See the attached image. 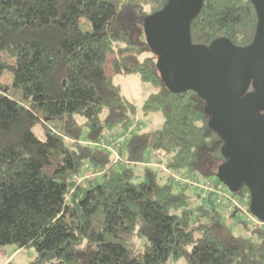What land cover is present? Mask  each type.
<instances>
[{
	"label": "trees",
	"instance_id": "trees-1",
	"mask_svg": "<svg viewBox=\"0 0 264 264\" xmlns=\"http://www.w3.org/2000/svg\"><path fill=\"white\" fill-rule=\"evenodd\" d=\"M150 1L147 11L141 0H0V245L34 247L30 264H264V221L244 219L248 187L231 191L216 176L223 140L204 99L171 91L160 76L143 21L167 0ZM256 21L250 0H203L190 39L244 46ZM108 55L114 73L152 87L138 119L162 116L119 142L128 163L118 167L94 143L126 131L137 108L106 74ZM6 72L20 99L8 93ZM156 149L165 151L163 174L147 164ZM85 163L105 170L77 184L71 177ZM173 175L223 185L245 212Z\"/></svg>",
	"mask_w": 264,
	"mask_h": 264
},
{
	"label": "water",
	"instance_id": "water-1",
	"mask_svg": "<svg viewBox=\"0 0 264 264\" xmlns=\"http://www.w3.org/2000/svg\"><path fill=\"white\" fill-rule=\"evenodd\" d=\"M250 1L257 21L244 46L224 37L191 42L190 22L203 0H167L144 18L143 31L165 85L204 99L208 125L223 140L217 178L231 191L246 185L250 211L264 221V0Z\"/></svg>",
	"mask_w": 264,
	"mask_h": 264
},
{
	"label": "rangeland",
	"instance_id": "rangeland-1",
	"mask_svg": "<svg viewBox=\"0 0 264 264\" xmlns=\"http://www.w3.org/2000/svg\"><path fill=\"white\" fill-rule=\"evenodd\" d=\"M142 4L144 5L147 11H150V0H141ZM84 29L89 28L83 26ZM111 55H108L105 62V72L107 75H112L113 80L115 83L120 85L122 92L127 95V97L135 104L137 111L141 106L143 99L146 95L152 90L150 84L142 82L139 79V76L135 73H114L113 69L111 68ZM3 81L8 85V93L13 95V97L20 99L21 98V91L20 89H16L11 85V73L6 72L3 76ZM162 121V116L159 112H152L147 115H139V122L142 127L154 128L160 125ZM34 132L39 136L42 137V133L39 130V127L34 128ZM89 180H86L84 183L87 185ZM192 189V191H197ZM264 227V223L261 224ZM235 232H238L240 228L238 226L233 227ZM36 256V252L34 247H18L14 243L3 244L0 245V264H30L34 260ZM170 264H184L183 259H178L175 263L172 259H169Z\"/></svg>",
	"mask_w": 264,
	"mask_h": 264
},
{
	"label": "built area",
	"instance_id": "built-area-1",
	"mask_svg": "<svg viewBox=\"0 0 264 264\" xmlns=\"http://www.w3.org/2000/svg\"><path fill=\"white\" fill-rule=\"evenodd\" d=\"M138 123V114H136L135 119L130 122L126 131H123L118 136L116 134H111L109 138H101L99 141L94 143L97 147L108 150L111 153L112 158L110 160L111 163L109 164V167H118L121 164L128 163V160L125 157L121 156L118 152V149L121 147L119 142H123L126 139L128 132L135 129ZM152 157L155 158V160L150 159ZM165 158V151L163 149H156L149 153V160L147 164L158 166L160 168V173L163 174L165 172H168ZM84 166L85 167L81 172L73 174L71 177L72 180L77 184L85 185L84 183L86 182V180H92L94 177L101 174L105 170L103 168L92 169V167L88 163H85ZM173 176L175 177V179L179 180L180 183L187 182L190 185L201 187L203 191L210 192V198L213 199L214 202H223L225 206L229 208L237 206L239 209V213L242 214L245 212V208L243 207L242 203L240 201H237L236 198L232 197L223 185L211 180L201 182L197 177H179L177 175ZM224 217L226 218V221L228 223L233 222V219L228 217V212L224 213ZM244 219L248 222L262 223L261 220L256 218L250 212H246Z\"/></svg>",
	"mask_w": 264,
	"mask_h": 264
},
{
	"label": "crops",
	"instance_id": "crops-1",
	"mask_svg": "<svg viewBox=\"0 0 264 264\" xmlns=\"http://www.w3.org/2000/svg\"><path fill=\"white\" fill-rule=\"evenodd\" d=\"M139 111H137V114H138Z\"/></svg>",
	"mask_w": 264,
	"mask_h": 264
}]
</instances>
